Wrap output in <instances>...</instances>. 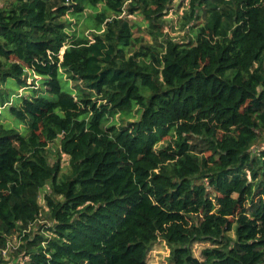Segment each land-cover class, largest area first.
I'll use <instances>...</instances> for the list:
<instances>
[{
	"label": "trees",
	"instance_id": "trees-1",
	"mask_svg": "<svg viewBox=\"0 0 264 264\" xmlns=\"http://www.w3.org/2000/svg\"><path fill=\"white\" fill-rule=\"evenodd\" d=\"M174 1L0 0V264H264V0Z\"/></svg>",
	"mask_w": 264,
	"mask_h": 264
},
{
	"label": "rangeland",
	"instance_id": "rangeland-1",
	"mask_svg": "<svg viewBox=\"0 0 264 264\" xmlns=\"http://www.w3.org/2000/svg\"><path fill=\"white\" fill-rule=\"evenodd\" d=\"M183 1V0H182ZM181 0H175L173 6L171 7L172 10L169 15L165 17L166 21V28L165 33L172 39H174L177 42H183L187 35H186V29L182 28V17L183 14L186 12L188 8L186 6L184 8L180 7ZM101 8V5L98 7ZM91 15H93V11L90 9H87L84 11L83 15L80 19L76 17L66 16L65 19H68L74 26H76L77 31L79 30L81 32H85L86 35L91 38L92 31L91 28L94 27V23H92ZM131 23H138L141 27V30L136 28L134 30V34L136 38L143 39L144 44L151 43V38L149 35V32L147 31V22L144 20V17L138 13L130 18ZM65 51V48L62 49L61 55H63ZM32 80L30 79L28 83L30 84ZM72 87H75V82H71ZM12 93L14 94H21V95H28V91H24L23 89L19 90L18 86H15L12 90ZM0 111H2V108H0ZM6 112V111H5ZM7 113V112H6ZM117 121L120 120V117L116 119ZM0 122L2 123H8L12 121L9 118H4L0 115ZM119 123V122H118ZM264 143V138L259 142V144ZM59 143L55 145V147H52L54 150V160L56 161L59 155ZM62 156V165H63V173L66 174L69 172V165H68V159L64 155ZM48 190V189H46ZM47 210V209H46ZM39 223H51V221L48 218L47 212H44V214L41 217V221ZM17 240L16 237L13 239L12 244H16ZM211 247L209 243H197L193 247L194 254L197 258H202V251L205 248ZM8 254L4 252V255ZM170 255V249L166 245V243L160 239L157 241L154 246L152 247V250L149 252L147 256V262L148 264H168V259ZM8 259V258H7Z\"/></svg>",
	"mask_w": 264,
	"mask_h": 264
},
{
	"label": "built area",
	"instance_id": "built-area-1",
	"mask_svg": "<svg viewBox=\"0 0 264 264\" xmlns=\"http://www.w3.org/2000/svg\"><path fill=\"white\" fill-rule=\"evenodd\" d=\"M3 254H4V252H3Z\"/></svg>",
	"mask_w": 264,
	"mask_h": 264
}]
</instances>
